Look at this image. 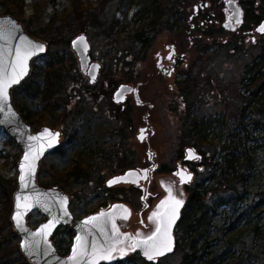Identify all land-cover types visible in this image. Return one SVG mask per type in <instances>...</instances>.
Masks as SVG:
<instances>
[{
    "label": "rangeland",
    "instance_id": "1",
    "mask_svg": "<svg viewBox=\"0 0 264 264\" xmlns=\"http://www.w3.org/2000/svg\"><path fill=\"white\" fill-rule=\"evenodd\" d=\"M157 1L161 3L163 14L154 26H149L153 15L138 16L136 11L149 6L152 0H24V9L18 21L25 25L31 18L34 24L31 25L32 28L45 30V36L51 42L47 52L39 56L32 65L44 66L51 56L58 53L63 59L68 77H82L78 58L70 47V41L78 34L88 37L91 46L90 57L101 64L96 83L89 84L88 78L83 76L81 80L87 88L81 86L80 93L71 98H68L70 95H63V100L66 99L68 103L69 114L65 120L68 125L61 119L52 122L49 114L41 112L42 102L27 96L26 87L33 82L21 86L17 91L19 100L24 102L23 111L28 114L27 122L33 131L42 126H49L61 133L59 150L49 153L39 164V185L43 180L48 183V188H60L53 184L52 168L57 169V175H64L74 163L96 160V165L91 170V181L75 182L74 178H70L68 189H64L70 198V210L76 218L95 213L106 204L112 205L120 200L133 207L134 216L129 222L134 230L138 226V211L142 208L141 193L129 184L108 188L105 182L114 175L122 174L125 169L152 166L150 156L154 155L157 166L148 180L150 196L146 201L152 206L164 194L158 185L157 177L163 178L171 174L170 170H176L178 163L183 164L182 157L185 156L186 149L193 147L191 141L186 142V139L183 143L180 138L188 113L194 118L211 122L212 129L208 131L205 151H212L215 147L218 151L217 146L225 142V124L234 127L229 114L233 103L239 98L238 81L241 70L258 52L256 45L264 37V32L259 33L257 30V26L264 21V14L261 21L253 24L245 18L248 0H236L243 11L244 21L236 26V30L229 31L223 28L227 15L226 0ZM76 5L88 10L83 13L97 18L93 24L98 26L90 25L87 18L72 19L68 13L73 11ZM34 12L36 15L32 16ZM140 32L146 39L145 49H141L139 44H132L133 35ZM34 37L44 42L43 38L35 35ZM172 43L175 44L176 53L185 54L186 58L177 63L173 76L168 79L155 74V62L156 53ZM205 44L208 46L204 51L206 53L202 55L198 52V47ZM124 54L131 55L130 60L123 61L121 58ZM189 75L197 84L195 89L188 90L183 86ZM70 80L73 82V79ZM111 81L114 84L111 85ZM69 84L71 83H67V86ZM121 84L138 86L139 97L143 102V105H138L132 97H128L124 110L130 109V116L127 115V118L131 120L126 123L120 118H115L117 105L111 98L116 87ZM102 89H105V95L101 94L99 98H95L93 94L98 96ZM75 110L80 112L79 116L72 113ZM226 115L229 120H226ZM144 125L148 126V136L145 142L139 143L136 136L139 134V128ZM73 130L79 132V138L69 142ZM252 135L254 137L248 145L253 147L256 157L255 184L264 186V128L258 129ZM82 141L90 144L92 154L86 153L90 159L83 153L86 147ZM115 150L119 151L120 159H124L131 167L110 169L107 166L109 160L104 162V165L98 163V157L103 152ZM196 150L198 152V148ZM20 154V146L0 129V177L3 178L4 189L7 188L9 193L13 180L16 185V164ZM202 161L189 164L194 170V177L187 187L193 186L203 178L205 172L197 173ZM254 192L256 188H253L251 197ZM121 194V198H118ZM11 197L12 192L9 197L12 205ZM6 202L4 198L0 201V225L4 223ZM28 219L29 225L33 227L46 220L38 211H33ZM73 236L74 232L66 226L59 227L55 232L52 240L57 248L59 246L61 254L64 248H69ZM182 257V252L175 249L171 255L156 264H181ZM113 264L151 263L136 253Z\"/></svg>",
    "mask_w": 264,
    "mask_h": 264
},
{
    "label": "trees",
    "instance_id": "2",
    "mask_svg": "<svg viewBox=\"0 0 264 264\" xmlns=\"http://www.w3.org/2000/svg\"><path fill=\"white\" fill-rule=\"evenodd\" d=\"M263 3L264 0H248L245 18L253 24L261 21L264 14ZM23 4L24 0H0V14L12 15L19 20L24 9ZM160 6L159 1L152 0L149 6L141 7L136 12L138 16L152 14L148 25L154 26L163 14ZM86 11L88 10H83L76 5L68 15H71L72 19L74 17L87 18L90 25L97 27L98 24H93L97 18L83 13ZM33 15H36L35 12ZM32 24L33 20L29 18L23 27L30 35L43 38L47 47L51 46L50 40L45 36L46 31L35 30L32 28ZM68 42L66 39V43ZM132 42V44H139L141 49H145L147 46L146 39L143 38L141 32L133 35ZM207 46L205 44V46L198 47V52L203 55L206 53L204 51ZM256 49L258 52L241 70L242 73L238 81L239 98L233 103L231 114H229L233 119L234 127L228 123L225 124V142L217 146L219 147L218 151L216 147L212 151L204 149L209 138L207 137L208 131L212 129L210 121L194 118L189 113L184 120L181 141L184 143L187 139L186 142L191 141L192 146L198 148V153L201 154L203 160L202 170L198 174L205 173L200 182L186 188L188 197L177 223L175 244V249L180 250L183 255L181 264H264V186L255 184L256 157L253 147L248 145L251 138L254 137L252 134L258 129L264 128V37L258 41ZM130 57L131 55L124 54L121 59L127 61L130 60ZM37 58H34L33 63ZM66 71L63 59L56 53L44 66L32 65L30 75L20 86L12 90V103L26 122L29 116L23 111L24 102L19 100L17 91L30 81L33 83L26 87L27 96L42 102L41 112L49 114L52 122L59 119L65 121L68 118V103L66 99L63 100V95H70L68 98L77 96L80 93V87H83L84 84L81 80L82 77L77 79L71 76L72 82ZM69 82L71 84L67 86ZM112 84H114L113 81H111ZM183 86L189 90L195 89L197 84L189 75L183 82ZM85 88L87 87L84 86ZM101 94L105 95V89L99 91L98 96L97 94L93 95L95 98H99ZM72 113L76 116L80 115L77 110ZM114 115L115 118H120L125 123L131 120L129 117L127 118V115L130 116V109L121 110L117 107ZM227 117L226 115V120H229ZM65 125L68 123L66 122ZM71 132L69 142L77 141L79 132L77 130ZM82 142L86 147L83 153L92 154L90 144ZM88 155L85 156L90 159L91 157ZM108 160L107 166L110 169L131 167L124 159H120L118 150L103 152L97 161L104 165V162ZM74 164L64 175L62 173L57 175V169H51V176L54 178L53 184L58 185L61 190L68 189L70 178H74L75 182L91 181L90 178L93 175L91 170L95 167L96 160ZM2 179L0 177V201L4 198L7 202L4 223L0 225V264H29L18 250V236L11 229L9 220L11 212L9 197L10 193L16 189L15 181L11 182L9 187L11 192L9 193L7 188L4 189ZM40 185L49 187L48 183L43 180L40 181ZM253 188H256V192L251 197ZM57 250H59V246Z\"/></svg>",
    "mask_w": 264,
    "mask_h": 264
},
{
    "label": "water",
    "instance_id": "3",
    "mask_svg": "<svg viewBox=\"0 0 264 264\" xmlns=\"http://www.w3.org/2000/svg\"><path fill=\"white\" fill-rule=\"evenodd\" d=\"M225 8L227 9V16L223 28L229 31H234L236 30V26L243 22L242 9L238 6L236 0H226ZM262 26H264V21L257 26L259 33H263L259 30ZM81 37H83L82 41L80 40ZM31 45H42L43 51H38L37 49L30 47ZM46 47V43L30 35L16 17L8 14H1L0 62L9 66L6 71L13 76L16 82L9 83L7 100H0V129H3L5 133L12 137L16 145H19L21 148V154L19 155L20 157L16 164V189L11 197L12 205L9 220L12 225V230L18 236V250L29 264H91V255H84L83 258L78 257L76 261L69 259L74 254L73 248L78 245L77 237H82L83 241H87V245H85L82 250L90 254L92 253L93 246L102 251L113 249L116 246L119 249L125 250L127 245L130 246L133 243H137L140 240L145 239L147 236L144 238L139 237L138 239L130 232H121L117 221L121 219L124 222H127L131 217L130 209L127 204L125 205L121 202H116L105 211L88 214L85 215L84 218L78 219L73 217L70 211V198L64 190H61L58 187L48 188L39 185L37 176L40 167L39 164L49 155V153L54 152L60 146L61 133L57 130H53L49 126H42L39 127L38 130L33 131L30 123L23 119L21 113H19L14 103H12V90L17 86H20L25 78L30 75L31 64L35 60L34 58L45 54L47 50ZM70 47H72L76 57H78L79 68L89 78V83L93 84L97 80L100 64L91 61V57H89L91 46L88 37L85 36V34L76 35V37L70 41ZM17 50L33 53L27 56L26 64L21 65L19 61H17ZM178 57L182 59L185 56L183 57L180 55ZM14 62L16 63L15 72H13L12 68ZM169 68L168 76H170L174 67L173 65H170ZM130 94L135 97L136 104L143 105V102L137 96L138 88L128 84H121L117 87L112 95L113 102L115 104H122L126 101L127 95ZM147 131L148 126L146 125L139 128V134L136 138L140 143L145 142V139L148 136ZM47 133H50L51 135H48ZM34 137L36 139H33ZM189 152L193 154L192 158H189ZM185 153V159L187 160H194L199 157L195 152V149L191 147H188ZM26 154L29 155L30 158L34 157L32 159L34 171L28 174L27 169H24L23 171L26 174V179L22 182L20 179L22 174L21 165L27 164V161L24 159ZM146 171V169H126L122 174L114 175L109 178L105 182L106 187L111 188L115 187V185L125 184L136 186L139 184V181H145L147 179ZM179 173H183L185 177L192 178V173L190 172L187 174L184 170L179 169ZM120 177H123L124 179L120 180L118 183H109V181ZM179 178L181 181L180 175ZM191 178L186 179L185 182H180L179 187L177 188H172L168 185V189L165 190L167 195L158 201L157 208L154 212L164 214L162 218L165 223H170L171 250L163 251L162 255H155L153 260H149L144 255L142 248H136L135 250L130 249L131 252L139 251L140 256L145 260L156 261L161 257L170 255L174 251L175 234L173 232L181 217L180 212L186 204V193L183 190V185L189 184ZM169 189L171 190V196L169 194ZM18 197L20 198L19 203L22 205L20 208L17 207ZM173 197L175 200L182 201V204L177 206L172 199ZM65 200L66 203H64ZM162 201H166L167 203L162 205ZM33 211H38L40 214L42 213L46 219L35 227L29 225L28 219ZM17 212L23 214L22 223L19 226L16 219H14ZM101 213H104L105 215L101 216ZM125 216L127 217L126 219L124 218ZM90 217H99V219L90 224H85L84 221L88 220ZM154 219L156 222L155 226L157 227V220L161 219V217H155ZM45 225H50V227L41 231ZM113 225H115V227H113ZM61 226H66L74 232L72 244L69 249L70 252L65 255L59 253L52 240L54 233ZM158 239H160V237H158ZM128 252L129 251L125 250L123 255L128 254ZM110 261H113V259L103 260L97 258V264L102 262L108 263Z\"/></svg>",
    "mask_w": 264,
    "mask_h": 264
},
{
    "label": "flooded vegetation",
    "instance_id": "4",
    "mask_svg": "<svg viewBox=\"0 0 264 264\" xmlns=\"http://www.w3.org/2000/svg\"><path fill=\"white\" fill-rule=\"evenodd\" d=\"M243 12V11H242ZM227 16V15H226ZM242 18H243V14H242ZM243 21H244V18H243ZM243 23V22H242ZM45 42V41H44ZM46 43V42H45ZM46 45H47V43H46ZM72 48V47H71ZM91 49V48H90ZM74 52V51H73ZM75 54V53H74ZM157 55H156V62H155V65H156V72H155V74L156 75H161L162 77L163 76H165V77H167L168 75V72H169V70H170V68H169V66L170 65H173V67H174V69H173V71H172V73L170 74V76H168L167 78L168 79H170L172 76H173V73H174V71H175V68L177 67V63L181 60V61H184V59L186 58V55L185 54H178V53H176V47H175V44L174 43H172V44H170V45H166L165 47H164V49H162L161 51H159V52H157L156 53ZM44 55V54H43ZM180 55H182L184 58H182V59H180L178 56H180ZM76 56V55H75ZM89 57H90V51H89ZM78 58V57H77ZM91 61H93V62H96V61H94L93 59H92V57H91ZM98 63V62H97ZM98 64H100V62L98 63ZM78 67H79V63H78ZM80 69V68H79ZM100 70H101V64H100ZM100 70H99V73H100ZM80 72H81V74L84 76V77H86V78H88L82 71H81V69H80ZM99 73H98V75H97V80L99 79L98 77H99ZM82 76V77H83ZM97 80L94 82V83H96L97 82ZM88 82H89V78H88ZM93 83V84H94ZM90 84V83H89ZM137 88H138V86H137ZM116 89H117V87H116ZM115 89V90H116ZM114 90V91H115ZM114 93V92H113ZM113 93H112V95H113ZM138 97H139V88H138V95H137ZM128 97H132L133 99H134V102H135V97H133V95L132 94H130V95H127V99H126V101L124 102V103H122V104H115L114 102V104L115 105H117V107L119 108V109H121V110H124V105H125V103L127 102V100H128ZM112 98V97H111ZM139 99H140V97H139ZM141 100V99H140ZM112 101H113V98H112ZM136 104V103H135ZM149 130V129H148ZM60 132V131H59ZM148 132V131H147ZM137 139V138H136ZM140 143V142H139ZM61 145V144H60ZM60 147V146H59ZM58 147V148H59ZM57 148V149H58ZM191 148H194V147H191ZM56 149V150H57ZM195 149V152L198 154V158H196V159H194V160H187V159H185V156H186V154H185V156H183L182 157V159H183V164H184V166H183V164H181V163H178V166H177V168H176V170H170L171 171V174H168L167 176H163V178L162 177H157V179L159 180L158 181V185H159V187H160V189H161V191L162 192H164V194L160 197V198H158V201L159 200H161L165 195H167V192L165 191V190H167L168 189V185H170L172 188H174V187H179V184H180V178H179V175H178V173H179V169H181V170H184L187 174H189V172L190 173H192V178H191V181H192V179H193V177H194V170H192L191 169V167H189V164L190 163H194V162H200L202 159H201V154L200 153H198L197 152V150H196V148H194ZM55 150V151H56ZM187 150V149H186ZM149 155H151V153H149ZM151 157V161H153V164H152V166H150V167H144V168H140V167H138V168H133V169H146L147 171V179L145 180V181H139V184L138 185H131V184H129L130 186H133L135 189H137L138 191H139V193H141V196H140V204H141V206H142V208H141V210H139L138 211V215H139V219H138V226L134 229V230H132V225L130 224V220H131V218L134 216L133 215V207H132V205L131 204H129V203H125V202H121V203H123V204H127L128 205V207H129V209H130V213H131V217H130V219L127 221V222H124L123 220H121V219H119L118 221H117V224H118V226H120V230H121V232H124V233H126V232H130L131 234H134L135 236H136V238H138L139 239V237L140 238H144V237H146V236H148L149 234H151V233H153V231L155 230V224H156V222H155V219H153V220H149V217L150 216H152L153 215V213L155 212V209L157 208V205H158V201H156L152 206H150V204H147L146 203V201H147V198L150 196V191H149V183H148V180L153 176V173L155 172V169H156V166H157V160H156V157L154 156V155H152V156H150ZM201 165L199 166V168H198V171H197V173H199L200 172V170H202L201 169ZM128 169H132V168H128ZM126 170V169H125ZM160 176V175H159ZM190 181V182H191ZM187 185L188 184H184L183 185V190L185 191V189L187 188ZM116 186V185H115ZM169 186V187H170ZM185 186H186V188H185ZM170 187V188H171ZM112 188V187H111ZM185 193H186V200H187V191H185ZM121 196H122V194L118 197V198H121ZM116 202H120V200L119 201H116ZM69 205H70V203H69ZM111 205H108V204H106V206L105 207H101L98 211H96V212H99V211H105L106 209H109V207H110ZM184 208V207H183ZM146 210H148L147 212H146ZM71 211V210H70ZM181 212H182V210H181ZM180 212V213H181ZM72 213V212H71ZM73 215V214H72ZM85 215H88V214H84V216ZM181 215H182V213H181ZM84 216L82 217V218H84ZM73 217H74V215H73ZM76 218V217H75ZM78 219H81V218H78ZM180 220V219H179ZM179 222V221H178ZM177 222V223H178ZM177 226H178V224H177ZM177 226H176V228H175V230H174V234H175V244H176V237H177V234H176V230H177ZM68 228V227H67ZM70 229V228H69ZM55 234V233H54ZM139 234V235H138ZM53 238V237H52ZM54 241V240H53ZM54 244H55V241H54ZM72 244V243H71ZM55 246H56V244H55ZM71 246V245H70ZM70 246H69V248L67 249L68 251H63V254L62 255H65V254H67V253H69L70 252ZM115 248V251L112 253V256H113V261H110V262H108V263H106V262H102V263H100V264H113V263H117L118 261H122V260H125L127 257H129V255H132V254H138V255H140V253H139V251H134V252H131L130 251V246L129 245H127V248L125 249L126 251H129L128 252V254H125V255H123V253H124V249H119L117 246L116 247H114ZM175 248H176V245H175ZM175 248H174V250H175ZM57 249V248H56ZM59 251V250H58ZM59 253L61 254L62 252L61 251H59ZM171 255V254H170ZM120 256H123V257H120ZM168 256V255H167ZM167 256H164V257H167ZM164 257H161L160 259H157L156 261H147V260H145L146 262H148V263H151V264H156L159 260H161L162 258H164Z\"/></svg>",
    "mask_w": 264,
    "mask_h": 264
},
{
    "label": "snow or ice",
    "instance_id": "5",
    "mask_svg": "<svg viewBox=\"0 0 264 264\" xmlns=\"http://www.w3.org/2000/svg\"><path fill=\"white\" fill-rule=\"evenodd\" d=\"M259 30L264 32V26H262ZM80 40L82 41L83 37H81ZM30 47L35 48L38 51H43L42 45L41 46L31 45ZM31 54H33V53L21 52L20 50H17V52H16L17 61H19V63L21 65H24V64H26L27 56L31 55ZM8 67H9L8 65L0 62V100H4V101L7 100V89H8L9 83L16 82V80L13 78V76L10 75L6 71V69ZM12 68H13V72H15V69H16V63L15 62L13 63ZM25 71H26V67H25ZM47 134L51 135L50 133H47ZM33 139H36V138L34 137ZM192 156H193V154L191 152H189V158H192ZM33 158H30L29 155H27V154L25 155L24 159H25V161H27V164L21 165L22 174H21L20 179L22 182L25 181V179H26V174L23 171L24 169H27L28 174H30L32 171H34V166L32 164ZM178 175H180V177H181V182H185L186 179L191 178V177H185L183 173H178ZM122 179H124V178L123 177L116 178L114 180L109 181V183L110 184L118 183ZM169 194L171 196V190L170 189H169ZM17 199H18L17 207L20 208L22 206L19 203L20 198L18 197ZM172 199L177 206L182 204V201L175 200L174 197ZM64 203H66V200L64 201ZM161 203H162V205H164L167 202L162 201ZM125 211H127V210H125ZM103 215H105V214L101 213V216H103ZM163 215L164 214H162V213H153V215L149 217V220H153L155 217H161V219L157 220V227H156L155 231L151 235L147 236L145 239L140 240L139 242L133 243L132 245H130V248L132 250H135L136 248H142L144 251V255L149 260H153L155 255H162L163 251H170L171 250V247H170V240H171L170 223H168V224L165 223L164 219L162 218ZM124 218L126 219L127 217L125 216ZM14 219H16L18 226L21 225L22 219H23V214L21 212H17ZM97 219H99V217H90L88 220L84 221V223L90 224ZM49 227H50V225H45L41 231H44L45 229H48ZM113 227H115V225H113ZM158 237H160V239H158ZM77 241H78V245L73 248L74 254L72 257L69 258L70 260L76 261L78 257L83 258L84 255H91V257H92L91 264H97V258L103 259V260L113 259L112 252L115 251L114 248L102 251L100 249L95 248V246H93L92 253L88 254L82 250L85 247V245H87V241H83L82 237H77ZM80 242H82V243H80ZM149 242H152V243H149Z\"/></svg>",
    "mask_w": 264,
    "mask_h": 264
},
{
    "label": "bare ground",
    "instance_id": "6",
    "mask_svg": "<svg viewBox=\"0 0 264 264\" xmlns=\"http://www.w3.org/2000/svg\"><path fill=\"white\" fill-rule=\"evenodd\" d=\"M91 214H93V213H91Z\"/></svg>",
    "mask_w": 264,
    "mask_h": 264
}]
</instances>
